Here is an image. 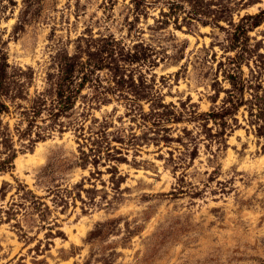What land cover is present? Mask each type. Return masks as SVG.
<instances>
[{
	"label": "rangeland",
	"instance_id": "1",
	"mask_svg": "<svg viewBox=\"0 0 264 264\" xmlns=\"http://www.w3.org/2000/svg\"><path fill=\"white\" fill-rule=\"evenodd\" d=\"M261 9L0 0V264H264Z\"/></svg>",
	"mask_w": 264,
	"mask_h": 264
},
{
	"label": "trees",
	"instance_id": "2",
	"mask_svg": "<svg viewBox=\"0 0 264 264\" xmlns=\"http://www.w3.org/2000/svg\"><path fill=\"white\" fill-rule=\"evenodd\" d=\"M252 19L253 21L251 24H246V21ZM264 22V9H261L258 13L255 14H245L240 23L238 24V28H242L243 30L247 31L248 28H255L260 26Z\"/></svg>",
	"mask_w": 264,
	"mask_h": 264
}]
</instances>
